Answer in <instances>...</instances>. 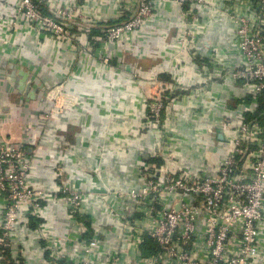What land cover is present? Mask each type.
<instances>
[{"label":"built area","instance_id":"built-area-1","mask_svg":"<svg viewBox=\"0 0 264 264\" xmlns=\"http://www.w3.org/2000/svg\"><path fill=\"white\" fill-rule=\"evenodd\" d=\"M124 3L118 0L119 15L109 22L101 12L107 0H0V50L19 40L23 46L26 34L44 53L50 46L78 42L86 48L98 42L113 46L116 57L135 54L140 33H150L155 41L161 38L158 32L165 34L176 24L178 44L211 63L203 68L207 79L200 87L182 90L197 97L211 89L208 85L229 89L223 99L217 97L225 106L217 131L223 139L216 140L211 124L208 130L201 127L208 139L198 136L197 146L192 144L200 164L198 159L182 165L186 129L192 123L197 128L203 115L209 123L216 109L203 101L198 119L184 111L186 106L167 114L176 109L175 86L160 77L146 79L141 67L128 77L142 90V126L159 138L153 148L138 147V188L87 192L78 186L80 177H67L66 161L57 163L28 149L54 131L32 126L26 131L32 138L21 141L0 132V264H32L36 248L42 251L39 264H264V0ZM166 5L182 12L167 19L161 16ZM207 6L211 13H196L195 8ZM222 22L236 28L234 48L240 58L233 65L222 63L219 50L212 47L203 54L200 47L198 36ZM111 60L104 62L109 66ZM237 88L243 93L238 106L227 107L236 100ZM59 114L46 112L44 120L55 122ZM46 181L51 190L43 189ZM32 220L39 223L35 228Z\"/></svg>","mask_w":264,"mask_h":264},{"label":"crops","instance_id":"crops-1","mask_svg":"<svg viewBox=\"0 0 264 264\" xmlns=\"http://www.w3.org/2000/svg\"><path fill=\"white\" fill-rule=\"evenodd\" d=\"M113 1L117 3L107 0V5L101 9L103 18L109 22H112L120 11L118 0ZM137 1L125 0L122 6L131 4L134 7ZM179 10L182 12L179 8L166 5L161 16L172 18ZM195 11L198 15H205L211 13L212 9L207 6L201 7L200 10L195 8ZM235 31V26L230 22H222L203 31L198 36L199 43L202 42L200 47L205 49L203 54H206L208 48L213 47L221 52L222 63L228 65L236 63L240 57L234 48ZM178 32L179 26L172 24L165 34L158 32L161 38L155 41L151 40L153 37L150 33L142 32L139 34L142 37L139 39L141 41L137 42L135 54L126 52L116 57H112L116 51L113 46L108 44L105 46L104 43L98 42H91L86 48L78 42H75L74 47L50 46L44 53L39 50L34 38L25 34L22 37L23 46L19 40L16 45L7 49L8 52L6 49L0 50V132L21 141L32 138V135L26 132L32 126H35L36 130L39 128L42 130V127L46 126L47 130L54 131V136L43 135L35 144H29L28 149L38 150L47 158L53 157L57 163L66 161L67 177L69 175L80 177L78 186L87 192L99 193L107 191L108 187L119 186L138 188L141 182L134 173L135 165L138 168V160L135 159L138 147L153 148L156 139L159 138L158 133L142 126L140 120L143 121L144 110L139 104L142 90L140 85L131 82L128 77L141 67V72L148 77H145L146 79L160 77L171 80L175 86L171 98H174L172 100L175 101L176 109L169 110L167 114L181 112L186 106L187 109L184 111L191 118L198 119L197 114L203 110L198 107L203 101L216 109V113L209 115L211 118L209 123L206 120L208 117L203 115L198 119V127H193L192 123L184 134V141L181 144L182 165H190L194 161L198 162V159L199 165L200 157L198 158L192 144L197 146L195 141L198 136H201V139H208L207 125L210 124L209 129L216 140L223 139L217 131L221 130L218 127V119L222 116L225 106L218 103L217 97L223 99L224 89L228 88H224V85L219 88L213 84L208 87L202 85L203 88L211 89L201 91L202 95L197 97L182 90L200 87L201 82L207 79L203 75V68L205 65L209 67L211 63L194 55L193 50L188 52L181 47L177 42ZM59 52H62L61 56ZM197 53L203 55L201 51ZM105 58L112 59L109 66L104 62ZM11 66L16 70L24 68L29 72V83L33 82L34 89L44 84L46 90H40L36 100L28 101L26 96L19 93L18 83L9 77L12 73ZM20 79L18 76V80ZM53 87L58 90L52 91ZM59 91L66 92L67 95H60ZM241 94L242 91L237 88L234 91L236 100L228 102L227 107H237ZM55 97L57 100L49 102V99ZM69 105H73L71 110L67 108ZM56 110L60 113L59 119L55 122L53 120L45 122L43 114L55 113ZM135 112L137 113L134 114ZM203 126L207 130L201 129ZM157 161L162 163L160 160ZM48 171H51V168ZM42 185L43 189L51 190L49 181ZM100 220L98 221L101 225H104L101 218ZM38 224L34 220L31 222L33 228ZM41 254L40 248H36L30 257L32 264H39Z\"/></svg>","mask_w":264,"mask_h":264},{"label":"water","instance_id":"water-1","mask_svg":"<svg viewBox=\"0 0 264 264\" xmlns=\"http://www.w3.org/2000/svg\"><path fill=\"white\" fill-rule=\"evenodd\" d=\"M12 73L9 75L10 79L13 82H17V88L20 94L26 96V99L28 101L36 100L38 92L40 90L45 91L46 87L44 84H40L39 88L34 89L33 88V82L29 83V72L25 71L24 68H21L20 70H16L14 66H11ZM18 76L21 77L20 80H18Z\"/></svg>","mask_w":264,"mask_h":264},{"label":"trees","instance_id":"trees-1","mask_svg":"<svg viewBox=\"0 0 264 264\" xmlns=\"http://www.w3.org/2000/svg\"><path fill=\"white\" fill-rule=\"evenodd\" d=\"M147 251H148V253H150V252H152L153 250L151 251V249H150V250H149V249H147Z\"/></svg>","mask_w":264,"mask_h":264}]
</instances>
